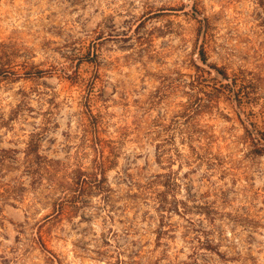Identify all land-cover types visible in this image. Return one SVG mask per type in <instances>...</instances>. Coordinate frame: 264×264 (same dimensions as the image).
<instances>
[{"label":"rangeland","instance_id":"rangeland-1","mask_svg":"<svg viewBox=\"0 0 264 264\" xmlns=\"http://www.w3.org/2000/svg\"><path fill=\"white\" fill-rule=\"evenodd\" d=\"M257 146L264 0H0V264H264Z\"/></svg>","mask_w":264,"mask_h":264},{"label":"trees","instance_id":"trees-1","mask_svg":"<svg viewBox=\"0 0 264 264\" xmlns=\"http://www.w3.org/2000/svg\"><path fill=\"white\" fill-rule=\"evenodd\" d=\"M223 75L225 77H227L226 72H222ZM201 81V76L197 75L196 77L193 78V80L190 82V84L192 86H194L196 84V82ZM246 80H244L245 82ZM245 85V84H242ZM245 86H243L244 88ZM189 101L188 103H186L184 106V110L182 111V115L184 117L185 123L181 124V128L182 130L190 131L193 128V122L195 117L201 112V109L203 107H207V104H204L205 99L204 97L200 96V95H196V94H190L189 97ZM212 99H209V101ZM41 134H39L38 132H32L30 134V138L28 139V141L26 142V148L24 150V166H25V171L31 175V177L33 178V182L34 183H42L45 179V177L49 174V171L47 170L50 166V164H48V162H52L54 160H50L48 159L46 156H43L40 154V141H41ZM184 139L186 140H190L193 141V137L189 136V137H185ZM250 141L253 142L254 144L257 142L256 139H254V137L250 138ZM159 150L161 149L160 146L158 147ZM264 150V148L258 147L255 149V152L260 153ZM9 150H3V155L1 156L4 159L5 154L8 152ZM2 161V160H0ZM1 164V162H0ZM102 173H104V168L102 167ZM160 175L156 176V179L159 178ZM47 179L52 180L51 177H48ZM82 178L81 175H76L75 177H73V185L69 186L68 189L76 191V190H80L79 189V183L81 182ZM53 181V180H52ZM156 182V181H153ZM152 182V183H153ZM63 187V186H62ZM165 194L166 192H159V190L155 191V198L158 199L159 203H160V208H164L166 207L165 201ZM163 210V209H160ZM20 238V237H18ZM43 246V248H46L45 244L43 243V240L41 239L40 242Z\"/></svg>","mask_w":264,"mask_h":264}]
</instances>
